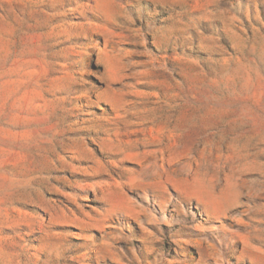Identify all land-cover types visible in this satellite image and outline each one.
Listing matches in <instances>:
<instances>
[{"label": "rangeland", "instance_id": "obj_1", "mask_svg": "<svg viewBox=\"0 0 264 264\" xmlns=\"http://www.w3.org/2000/svg\"><path fill=\"white\" fill-rule=\"evenodd\" d=\"M0 264H264V0H0Z\"/></svg>", "mask_w": 264, "mask_h": 264}]
</instances>
